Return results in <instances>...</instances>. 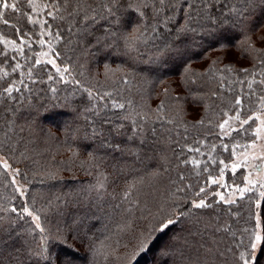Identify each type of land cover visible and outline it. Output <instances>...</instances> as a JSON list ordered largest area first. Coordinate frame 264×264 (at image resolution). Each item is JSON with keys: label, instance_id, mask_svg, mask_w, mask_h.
I'll return each mask as SVG.
<instances>
[{"label": "trees", "instance_id": "16d2710c", "mask_svg": "<svg viewBox=\"0 0 264 264\" xmlns=\"http://www.w3.org/2000/svg\"><path fill=\"white\" fill-rule=\"evenodd\" d=\"M15 2L0 19V41L15 43L0 42V158L10 165L0 166L4 264H34L42 235L52 264H77L62 255L79 264H239L257 212L264 236V198L259 207L252 193L218 201L212 180L223 169L227 186L243 181L229 168L252 142L254 122L227 134L220 125L261 110L264 2L220 0L215 10L227 22L204 21L187 35H178L179 13L163 23L168 8L155 19L149 8L145 18L125 12L121 23L89 26L83 12L69 14L77 0ZM201 199L210 207H193ZM169 218L175 224L161 232ZM149 234L154 242L141 251ZM256 256L264 264V251Z\"/></svg>", "mask_w": 264, "mask_h": 264}, {"label": "snow or ice", "instance_id": "6c2138e0", "mask_svg": "<svg viewBox=\"0 0 264 264\" xmlns=\"http://www.w3.org/2000/svg\"><path fill=\"white\" fill-rule=\"evenodd\" d=\"M67 3V0H65ZM94 2V0H93ZM93 2H89V0H77L76 7L73 8L72 12L69 14L73 17L79 15L81 12H83L82 21L89 22V26L91 24H97L99 23V20H105L108 21L109 17L112 18L111 23H121V17L125 12L131 15H137L140 18H145L148 16V13L145 11L146 9L151 8L152 10V18L155 19L160 15L161 8H168L172 11V15L167 16L164 18L163 23L167 25L168 21H174V17L177 13L181 15V18L183 19V25L178 26L177 32L179 34H195L199 32V30L204 27V21H210L213 25H223L227 21L223 19L224 13L223 11L220 12L219 15L216 13V5L220 2V0H199V5H197V0H99V4L97 7H93ZM264 2V0H262ZM29 3L33 6V8L36 7L34 4V0H29ZM156 5H159L157 7ZM11 9L12 11H17V4L15 0H12V2H9V0H0V19L4 16V10ZM233 13L240 12L239 9L232 7L230 9ZM94 13V15H93ZM52 13H49L51 15ZM242 14V13H241ZM29 21L32 23H36L37 21H33L31 17H29ZM3 23L7 24V20H3ZM103 27V25H101ZM99 30V29H98ZM153 31H155V27L153 26ZM139 39V37H138ZM100 38H97V42L99 43ZM3 43H12L13 46H15L14 42H8V41H0ZM43 43V41H41ZM36 63H40L39 60L36 61ZM48 63H52L55 66L54 61L49 60ZM19 67V65H17ZM230 70V69H229ZM66 72L68 71L67 68H64L63 70L60 68H57V72ZM256 81H250L249 87H251L252 83H255ZM260 83H264V80L260 81ZM19 91V89H16ZM5 91L11 96L13 88L9 87L5 89ZM91 95V93H89ZM237 104H240V100L236 101ZM115 107H123V105H114ZM260 106L261 109H264V96L260 97ZM229 119H235L240 120V115L237 114L235 117H230ZM252 117H249L248 120H241V127L243 125L247 124L249 120H251ZM255 119L260 120V127L256 129V135L257 138H260V133L264 131V119H261L259 115L255 117ZM229 123L228 120H225L223 124L220 125V127L223 129L225 128V125ZM94 135H98L99 133L96 132V130H93ZM227 134V133H225ZM118 147V145H117ZM227 147V146H225ZM197 151H199L197 149ZM198 161H193V164H198ZM0 166H2L5 170L10 168V165L8 164L7 160H3L0 162ZM237 165H233V171ZM15 174H19V170H14ZM264 171V170H262ZM223 169L221 170V177H223ZM14 184L16 183L15 178H13L12 181ZM213 184H218L220 181L213 179ZM249 184L252 183L251 180L248 181ZM261 187H264V183L261 184ZM248 188H237V191L240 192L241 198H243V194L246 191H249ZM16 191H20L19 188L16 189ZM205 190L203 188L200 189V192H204ZM23 195V192L20 193ZM200 193L198 192L197 195ZM219 195L220 200L224 201L228 204H234L235 200L233 199H225V196L223 194L217 193ZM261 197L264 198V192L260 193ZM193 207L195 208H207L210 207L209 204L205 202L204 199H201L198 203L194 202ZM259 207V205H257ZM12 212H16V208L11 209ZM23 213L27 214L28 216L32 217L33 222L35 223V229H39L40 233H44L45 229L40 224V216L34 214L33 212L29 211L27 207L23 209ZM4 220V217L0 216V225H2V222ZM175 220L169 218L166 221L161 220L159 222V230L161 232H164L166 229H169L170 226L175 224ZM260 228V221L259 218H257L256 228L252 229L250 232V235L248 236L249 243L247 245L243 244V241H241V245L244 246L246 249H250L251 251H242L239 253L237 260L239 264H259V257L254 256L253 253L256 252L257 249H260L261 251H264V236L261 235L260 231H257L256 229ZM245 232H249V229H244ZM154 242L151 239V235L144 237V239L140 242V249L141 251H149L150 250V244ZM2 243V241H0ZM48 244V237L46 235L41 236V243L37 246L39 251H33L31 256L36 257L34 264H40V261L43 260L45 264H52V260L50 259L49 255H46L45 253L48 251L47 249ZM238 245V246H241ZM31 258V257H30ZM13 260L19 262V256L13 257ZM0 264H4V261L2 259V252H0Z\"/></svg>", "mask_w": 264, "mask_h": 264}, {"label": "rangeland", "instance_id": "374dc122", "mask_svg": "<svg viewBox=\"0 0 264 264\" xmlns=\"http://www.w3.org/2000/svg\"><path fill=\"white\" fill-rule=\"evenodd\" d=\"M45 61H54L53 58L50 57H46L44 58ZM55 63V61H54ZM52 66H54L52 63H50ZM56 66V63H55ZM54 66V67H55ZM259 115L261 117V119H264V109H261L259 112L253 114L251 117L253 120V140L252 142L249 143V145L246 147L245 150H243L242 152L238 153L235 156L234 161L232 162L231 166H230V171L234 174L236 172H238L239 170H242V184L238 185V186H227L224 183V178L223 177H219L218 181H220V183L216 184L217 185V189L214 192V195L216 197V199L218 201L220 200L219 195H217V193L223 194L225 196V199H239L241 198L240 192L237 191V188H248L250 189L249 191H246L243 194V197L250 193H252L255 196H258V203H256V205H259L260 199H262L260 193L264 192V187H261V184L264 183V131H262L260 133V138H257L256 135V129L260 127V120L255 119V117ZM229 121V123L227 125H225V128H221V132H223V134L228 133L231 130H235V129H239L242 128L241 127V122L235 119H227ZM250 121V120H249ZM224 123V122H223ZM222 123V124H223ZM244 126V125H243ZM222 134V133H221ZM3 159L0 158V162H2ZM233 165H237V167L235 168V170L233 171ZM251 180L252 183L249 184L248 181ZM20 191L21 188L19 187ZM224 202V201H221ZM225 203V202H224ZM32 219V217H30ZM257 218H259L258 216V212L257 215H255V228H256V223H257ZM33 221V220H32ZM260 221V220H259ZM35 224V223H34ZM257 231L261 232V228L256 229ZM166 244V241L164 240L162 243H160L156 248H162L164 245ZM258 252V249L256 250V252L253 253L254 256H256ZM167 256L170 258L171 253L170 252H166ZM158 255V252L153 251V256L150 255V257L147 259L148 261L152 260V263H155V259L156 256ZM60 256V255H58ZM153 257V258H152ZM62 259L65 260H72L71 262H76L77 264H79L78 262L81 260V258H74L68 255H62ZM85 259V258H83ZM171 261L169 262L170 264H172L173 259H170ZM132 261L129 262V264ZM150 263V262H148Z\"/></svg>", "mask_w": 264, "mask_h": 264}]
</instances>
